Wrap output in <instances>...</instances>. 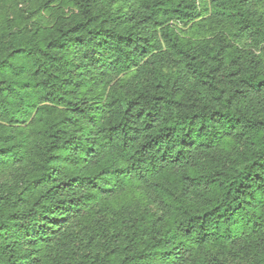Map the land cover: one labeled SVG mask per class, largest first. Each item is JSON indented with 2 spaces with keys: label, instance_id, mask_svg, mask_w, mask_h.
Returning <instances> with one entry per match:
<instances>
[{
  "label": "trees",
  "instance_id": "obj_1",
  "mask_svg": "<svg viewBox=\"0 0 264 264\" xmlns=\"http://www.w3.org/2000/svg\"><path fill=\"white\" fill-rule=\"evenodd\" d=\"M264 264V0H0V264Z\"/></svg>",
  "mask_w": 264,
  "mask_h": 264
},
{
  "label": "rangeland",
  "instance_id": "obj_2",
  "mask_svg": "<svg viewBox=\"0 0 264 264\" xmlns=\"http://www.w3.org/2000/svg\"><path fill=\"white\" fill-rule=\"evenodd\" d=\"M262 259L255 256H244L240 258H231L229 264H261Z\"/></svg>",
  "mask_w": 264,
  "mask_h": 264
}]
</instances>
